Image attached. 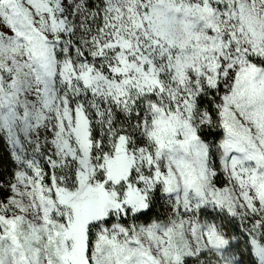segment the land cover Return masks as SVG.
<instances>
[{"label": "snow or ice", "instance_id": "obj_1", "mask_svg": "<svg viewBox=\"0 0 264 264\" xmlns=\"http://www.w3.org/2000/svg\"><path fill=\"white\" fill-rule=\"evenodd\" d=\"M0 264H264V0H0Z\"/></svg>", "mask_w": 264, "mask_h": 264}]
</instances>
